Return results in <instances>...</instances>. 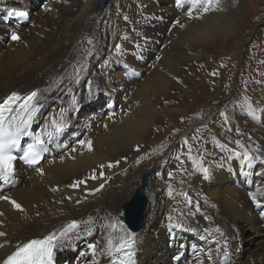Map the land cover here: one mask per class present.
<instances>
[{
	"label": "bare ground",
	"instance_id": "bare-ground-1",
	"mask_svg": "<svg viewBox=\"0 0 264 264\" xmlns=\"http://www.w3.org/2000/svg\"><path fill=\"white\" fill-rule=\"evenodd\" d=\"M98 2L67 0L47 7L45 0H0L1 8L30 12L27 23L0 25V98L9 91L38 88L42 107L35 130L42 134L61 118L63 128H70L65 136H42L48 150L43 160L31 167L17 163L18 178L13 185L0 186V196L10 197L23 209L0 199V232L6 234L0 236V264L25 240L48 235L72 220L80 222L79 228L60 242L53 257L58 262L70 259L68 264H92L88 245L95 244L96 259L107 264L109 258L101 251L107 239L116 241L127 235L105 225L113 219L122 222L124 206L144 175L145 203L139 227L124 226L136 238L137 264H218L221 251L216 242L222 249L225 239L230 264H264V217L260 215L264 207L257 208L251 198L264 206L263 74H253L255 88L247 87V93L262 89L251 101L256 119L236 104L227 122L216 118L213 103L223 94L222 101L232 102L233 94L239 92L238 80L229 89L224 83L214 84L203 116L196 120L188 116L201 92L210 90L203 85L207 76L201 70L202 61L235 30V18L242 14L240 3L220 0L223 11L190 19V10L193 17L199 15L192 0L179 4L176 0H107L102 6ZM173 3L177 9L170 6ZM13 34L19 40H13ZM252 35L243 40L241 48ZM150 67L147 81L135 86L133 81ZM119 71L133 79L112 80L110 72L119 75ZM200 81L202 89L196 91ZM105 98L114 108H100ZM183 116H188V128L193 129L205 117L207 123L212 121L205 145H191V151L182 155L184 166L174 156V148L166 156L151 155V149L161 142L163 128L169 123V129L174 128ZM201 133L189 139H202ZM81 140L91 141V151ZM217 140L235 152H248L251 162L221 151ZM51 144L55 148L49 149ZM189 155L198 158V167H193ZM151 168L155 169L151 175L144 174ZM93 175L97 178L91 179ZM81 180L85 183L72 187ZM100 184L104 187L95 191ZM205 215L210 219L205 220ZM172 252L176 254L171 260Z\"/></svg>",
	"mask_w": 264,
	"mask_h": 264
},
{
	"label": "snow or ice",
	"instance_id": "snow-or-ice-1",
	"mask_svg": "<svg viewBox=\"0 0 264 264\" xmlns=\"http://www.w3.org/2000/svg\"><path fill=\"white\" fill-rule=\"evenodd\" d=\"M177 4L180 3V0H176ZM193 10L199 13L196 17H193L192 10H190L187 15L190 19L196 18L199 19L204 14L213 11L220 10L223 11L222 8L219 7L220 0H192ZM9 15H13L9 13ZM15 15L22 16V13H16ZM27 17H25L26 19ZM127 19V17H125ZM179 24V21H176ZM181 28L184 27L183 24H179ZM13 40H19V37L16 34H13L11 37ZM88 43H92L91 40ZM117 52L120 50V45L115 46ZM91 55V52L88 53ZM108 64V61H105V65ZM79 75V71H77V77ZM91 83V82H90ZM47 91V89L45 90ZM40 96L37 91H32L25 96H21L18 93L13 92L10 94L3 102H0V186L13 184L16 178V165L15 161L17 160V156L12 154L13 149L21 148V140L22 137L28 136L27 129L31 125L33 119L36 117L37 113L40 111L42 105L38 103ZM73 106L76 105L77 101L73 98ZM239 107L248 112L253 119H256L255 113L256 109L253 107L252 103L245 98ZM224 115V113H221ZM225 122H227V117H225ZM63 127H65V123L63 118L59 121H53L51 128L46 129L41 136L33 137V142L23 147V155L19 156V159L23 161L28 166L37 165L40 163V153L43 150L42 145L44 144V140L42 136H46L49 139L53 137L54 134H59ZM251 139V138H249ZM82 146L87 144L88 150L91 151V141L81 140L79 142ZM216 146L225 152H229L234 156L240 157L242 156L244 161L251 162V157L248 152H235L232 149H229L226 145L221 144L218 140L215 141ZM238 146L243 147L240 144V141H235ZM187 144V141H185ZM139 151V149H137ZM189 151H191V147L189 146ZM256 151H260L259 148ZM189 159L192 161L193 167L196 168L199 166L200 161L193 159L191 155H189ZM255 159H260L259 156L255 157ZM119 163V162H117ZM108 167H113L112 164H109ZM36 171L43 174V170L41 168H36ZM207 171V170H205ZM100 176L103 177V173H100ZM91 179H96L97 177L93 175L90 177ZM207 179V176H205ZM85 181L81 180L77 183L73 184L72 187H78L80 184H84ZM104 187V184H100L99 188L95 189V191H100ZM171 195V192L169 193ZM181 195L185 196V199L191 203L190 198L187 197L186 193H182ZM253 203L257 208L264 207L259 203L256 198L251 197ZM0 199H4L9 201L15 209L23 210L21 205L17 203L15 200H12L7 196H0ZM215 207V205H213ZM196 211L199 212L200 208L197 206ZM2 215V214H0ZM261 217H264V211L260 213ZM171 221L172 217H168ZM205 220L210 219L207 215L204 216ZM80 222L76 220H72L69 223L65 224L62 228L57 231L50 232L48 235L44 236L42 239H33L29 242L23 244L18 247L12 254L8 255V257L3 261V264H51L53 251L56 247L59 246L62 240L70 238V234L75 232L79 228ZM176 227H181L182 225L176 224ZM106 228L116 230L119 228L120 231L125 232L127 238L121 236L118 240L114 241L111 237L107 239V243L104 249H102V254L106 255L109 258V264H136V252H135V241L133 240L134 233L128 231L121 221L113 219V221L109 224L105 225ZM189 231H195V229H187ZM90 231V229H88ZM216 232H220L219 228L215 229ZM6 235L3 232H0V236ZM223 236V233H221ZM218 245V251L222 252L223 262L222 264H226L229 258V252L227 247V240L225 239L224 247L222 249L219 248V241L216 242ZM2 247V245H0ZM88 248L92 254V264H99V261L96 259L97 246L95 244H89ZM81 255H85L81 253ZM212 259V256L209 255V260Z\"/></svg>",
	"mask_w": 264,
	"mask_h": 264
},
{
	"label": "rangeland",
	"instance_id": "rangeland-1",
	"mask_svg": "<svg viewBox=\"0 0 264 264\" xmlns=\"http://www.w3.org/2000/svg\"><path fill=\"white\" fill-rule=\"evenodd\" d=\"M46 1H47L46 6L50 7L51 5L54 4H64L67 0H50V2L49 0H45V3ZM237 1L240 3V7H242L241 8L242 14L238 13L237 17L235 18V20H237L236 21L237 23L235 25V30L236 29L237 30L236 31L234 30L235 32L233 31L230 34H228L226 39L222 42L221 47L211 48L210 49L211 56L207 60L205 58L202 61L201 70H203L205 75L207 76L206 81L203 83V85H206L210 90L201 92V95L199 96V98L197 99L198 101L196 102L197 106L193 108L191 112L188 114V116H191L195 120L203 116L202 112L207 107L206 104L207 95H209L211 91L215 90L214 84L219 86L222 85V83H224L225 86L224 88L226 89L227 88L229 89L232 86V84L237 80L240 84V88H238L239 91L238 95L233 94L232 102H229V100L222 101L221 99L225 97V94H223L217 98L216 102L213 103L212 108L214 106L216 107V113H217L216 118L220 123H223L225 121V117H227L228 113L231 110H234L236 105L242 104L245 98H248V100L251 102L253 97L255 98V96L258 95L262 90V89L252 90L251 92L247 93V87L249 88L251 87V85H253L252 86L253 89L255 88V85L252 84L253 81L255 80L252 77V75L256 73L257 74L256 77H260L262 74L264 76V0H237ZM170 6H172L173 9H177L174 3L171 4ZM2 8H6V7H2ZM11 24L13 23H10V25ZM255 29L256 31H254ZM251 32H253V35L250 36V39L247 40L244 43L243 48H241V45L243 44V40L249 37V34ZM152 67L144 70L141 77L138 78L136 83L135 81H133V84L137 86L141 82H146L152 72ZM185 70H187V68ZM186 72H188V74L191 73V71L188 70ZM118 73L119 75L110 72V76L112 80L114 81L118 80L116 82L123 83L125 80L131 81L133 79L131 75H128L123 71H119ZM137 74L139 76L141 72L138 71ZM199 83L201 84V81L196 83L197 84L196 91L198 89L200 90L202 89ZM244 87H246V89ZM244 91L246 92L244 93ZM106 99L107 98L103 99L101 103H99L100 108H105V107L107 109L108 107L109 109L114 108L115 104L107 103ZM230 106L232 107L229 109L228 107ZM115 111L117 113V109H115ZM221 113H224V115H221ZM188 116L177 118L178 120L175 121L174 128L172 129H169L171 127L169 125L170 123L168 124L166 129L163 128L161 132L162 134L161 142L157 145L158 147L155 146L151 149V151H153L151 152V155L158 156V158L162 156H166L174 148L173 150V154H175L174 156H176V158L178 159H182L183 154H188L189 146L191 147V145H194L196 147L198 146V144L200 146V143L204 144V142L207 141L205 139V136L208 133V129L210 128V124L212 121H210V123L209 122L207 123V117H205L204 118L205 122L203 123L204 125L203 124L198 125V127H195L194 129L188 128L189 127V124H187ZM185 124H187L186 126L188 129L185 128L184 131H182L183 129L181 127ZM64 129L65 132L64 135L62 136L67 135L70 130V128H64ZM198 131L203 132V134L201 133V135H204L202 139L200 138L201 136L199 138L195 137L194 141L189 139L195 136L194 134H196V132ZM196 140H199V143H195ZM185 141H187V144H185ZM198 157L200 158V156ZM196 159L198 160L197 157ZM183 160L184 159H182L181 161L182 163H180V165L184 166L185 160L184 161ZM154 171L155 169L151 168L144 174L150 173L151 175ZM150 175L148 176V178L150 177ZM133 195L131 196V198L133 197ZM122 214L124 217V211H122ZM174 254L176 253L172 252L170 254L171 260ZM186 257H188V255H186ZM65 261L69 262L70 259H66Z\"/></svg>",
	"mask_w": 264,
	"mask_h": 264
},
{
	"label": "water",
	"instance_id": "water-1",
	"mask_svg": "<svg viewBox=\"0 0 264 264\" xmlns=\"http://www.w3.org/2000/svg\"><path fill=\"white\" fill-rule=\"evenodd\" d=\"M107 0H99L98 4L100 6L104 5ZM264 155V148L261 149ZM146 181V175L143 176L140 186L137 188L132 199L127 202L124 206V220L129 227L137 230L140 224L141 216L143 214L145 200L142 196V187Z\"/></svg>",
	"mask_w": 264,
	"mask_h": 264
}]
</instances>
